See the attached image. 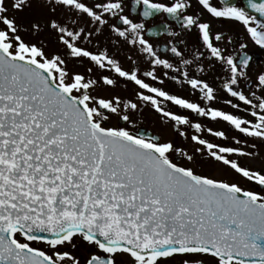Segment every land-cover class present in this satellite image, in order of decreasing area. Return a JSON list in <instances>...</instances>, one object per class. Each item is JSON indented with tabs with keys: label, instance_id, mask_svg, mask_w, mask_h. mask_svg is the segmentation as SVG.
I'll return each instance as SVG.
<instances>
[{
	"label": "snow or ice",
	"instance_id": "obj_1",
	"mask_svg": "<svg viewBox=\"0 0 264 264\" xmlns=\"http://www.w3.org/2000/svg\"><path fill=\"white\" fill-rule=\"evenodd\" d=\"M261 55L264 0H0V264H264Z\"/></svg>",
	"mask_w": 264,
	"mask_h": 264
},
{
	"label": "flooded vegetation",
	"instance_id": "obj_2",
	"mask_svg": "<svg viewBox=\"0 0 264 264\" xmlns=\"http://www.w3.org/2000/svg\"><path fill=\"white\" fill-rule=\"evenodd\" d=\"M234 2H236L239 6H244L245 3H246V0H234ZM249 11L252 14H255L254 11H252L250 9H249ZM21 14H28V13L27 12H23ZM205 15L207 16V14H205ZM215 26L216 27H220L221 26V22H216ZM223 27L229 31V33L233 36L234 39H236V40H239L240 38L247 39V33L244 31V28H243L242 24L235 23V22H226V23L223 24ZM247 51L251 54L253 52H257L258 50L255 48L254 45H252L249 42V48L247 49ZM255 59L257 60V64L259 65L256 70L260 71V70L264 69V55L255 57ZM206 126H211L213 128H217L218 129V126L215 125V124H207V122H206ZM208 138L209 139H213L210 136ZM261 154H262V152H261ZM255 162H257L258 165L259 164L261 165V161L259 159L254 160V161H248V163H251V164H254ZM40 246L43 247V245H40Z\"/></svg>",
	"mask_w": 264,
	"mask_h": 264
},
{
	"label": "rangeland",
	"instance_id": "obj_3",
	"mask_svg": "<svg viewBox=\"0 0 264 264\" xmlns=\"http://www.w3.org/2000/svg\"><path fill=\"white\" fill-rule=\"evenodd\" d=\"M21 17H27L28 16V14H19ZM261 152H262V156H264V151L263 150H261ZM254 166H256V167H259L260 166V164L258 165V163L257 162H255L254 164H253ZM205 168H206V170H207V166H205ZM227 175H229V176H231V174H227ZM238 178V177H237ZM245 186H247V187H252V185H250V184H247V182H245Z\"/></svg>",
	"mask_w": 264,
	"mask_h": 264
}]
</instances>
